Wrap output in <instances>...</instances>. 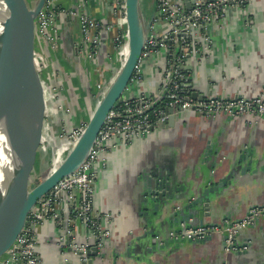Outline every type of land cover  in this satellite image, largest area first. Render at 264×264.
<instances>
[{
    "label": "crops",
    "instance_id": "1",
    "mask_svg": "<svg viewBox=\"0 0 264 264\" xmlns=\"http://www.w3.org/2000/svg\"><path fill=\"white\" fill-rule=\"evenodd\" d=\"M157 2L140 1L147 19L156 16ZM192 2L178 0L186 10ZM72 4V0L62 2L68 9ZM82 11L111 25L94 60L86 57L78 23L68 15L58 18L56 50L39 38L33 41L48 59L49 72L44 75L48 86L54 87L62 107L70 110L53 111L50 123L55 131L43 121L35 148L40 163L66 150L61 131L88 121L94 110L90 105L95 107L129 51L127 18L120 20L105 0H88ZM118 29L124 40L114 51L112 39ZM159 31L162 29L157 28ZM207 35L211 43L205 45L202 55L188 58L184 68L196 99H264V0H249L240 9H227L224 20L207 27ZM163 57L155 54L144 61L141 81L125 97L155 90ZM101 160L104 164L97 169L93 214L110 232L101 254L84 263L72 252L61 253L56 247L58 227L47 220L35 231L38 264H88L89 260L91 264H264V217L239 230L230 250L225 248L224 230L240 222L250 209L264 207V116L208 117L184 112L172 127L115 144ZM143 172L173 180L178 203L168 207L162 200L154 202L147 194ZM206 193L209 215L202 220L209 234L202 240L187 239L180 231L182 216L190 213L189 222L198 217L202 209L198 200L206 198ZM192 203H196V214L194 208L184 209ZM74 227L78 243L93 246L88 231L79 222Z\"/></svg>",
    "mask_w": 264,
    "mask_h": 264
},
{
    "label": "built area",
    "instance_id": "2",
    "mask_svg": "<svg viewBox=\"0 0 264 264\" xmlns=\"http://www.w3.org/2000/svg\"><path fill=\"white\" fill-rule=\"evenodd\" d=\"M112 7L114 14L120 20H126V0H105ZM249 0H193L186 10L178 0H158L157 12L153 19L141 55L137 61L128 88L141 81V65L155 54H164V64L160 67V79L151 93H140L135 97L123 96L108 112L104 124L95 140L93 147L80 168L73 174L62 178L56 186L41 197L29 212L25 223L11 247L0 259V264H38L36 255V228L45 221L53 222L59 230L56 242L57 249L62 253L68 249L79 257L82 262L88 260V250L91 244L86 241L78 243L74 234V224L79 222L89 236L94 238V246L101 249L110 232L93 214L94 186L102 162V155L115 144H127L138 138H143L151 132L166 125L169 114L192 112L203 116L215 117L223 114L231 118L246 115L264 116V99L253 98H192L191 81L185 71L186 60L202 55L211 40L207 35V27L224 20L227 9H240ZM88 0H80L75 10L62 6L61 0H46L44 8L34 21L33 35L41 39L50 48L56 50L60 33L58 18L74 17L79 26L83 46L87 58L94 60L100 50L101 35L109 33L111 25H104L82 11ZM157 28L162 31L157 32ZM200 31H203L201 34ZM123 33L120 29L112 39V49L122 47ZM202 49H201V48ZM201 49V50H200ZM126 58V57H125ZM32 60L39 74L45 92L46 107L44 124L51 129L53 111H65L54 96V87L48 86L49 72L47 57L34 47ZM100 89V88H99ZM86 124V123H85ZM85 124L62 130L60 136L71 149L81 135ZM264 217V207L250 209L246 216L235 224L226 227V250L233 248L234 238L239 230L253 225L259 217ZM100 218V217H99ZM106 220L108 215L103 216ZM209 231L204 227L185 231L187 239L202 240Z\"/></svg>",
    "mask_w": 264,
    "mask_h": 264
},
{
    "label": "water",
    "instance_id": "3",
    "mask_svg": "<svg viewBox=\"0 0 264 264\" xmlns=\"http://www.w3.org/2000/svg\"><path fill=\"white\" fill-rule=\"evenodd\" d=\"M0 1L6 8V11L0 12V125L3 126L8 142L0 163L1 258L15 241L38 200L49 193L62 178L76 172L88 157L108 112L120 102L128 88L154 16L147 19L143 15L141 0H126L129 51L125 60L111 83L101 93L81 135L64 160L50 170L45 178H35L31 183L29 177L35 164V148L39 143L46 107L43 83L32 60L33 29L34 21L44 8L46 0H36L32 7H29L26 0ZM75 2L76 0H72L71 10H75ZM103 35L100 49L104 45ZM191 97L196 98V93H192ZM166 112L169 118L163 127H172L179 115H173L171 109ZM159 176L143 172L141 177L148 196L153 197L154 202L162 200L168 207L175 206L179 197L175 196L177 188L173 180ZM206 196L198 200L202 206L198 217L195 216L189 222L192 219L190 213L182 216L181 232L203 227L202 217L209 215L207 193ZM188 208H194L196 214V203L184 207L186 210ZM99 250L101 249L91 244L88 257L99 256ZM67 251L71 252L69 249ZM88 264H91V260Z\"/></svg>",
    "mask_w": 264,
    "mask_h": 264
},
{
    "label": "rangeland",
    "instance_id": "4",
    "mask_svg": "<svg viewBox=\"0 0 264 264\" xmlns=\"http://www.w3.org/2000/svg\"><path fill=\"white\" fill-rule=\"evenodd\" d=\"M36 0H26V2L28 3L29 7H32V5L34 4ZM65 3V0H61V3ZM0 3L2 4V11H6L5 8V4L3 2L0 1ZM73 84L77 85V81L73 80ZM81 94V93H80ZM126 93H124L125 95ZM83 94H81L82 97ZM91 110L94 108V103H92L90 105ZM70 111V110H69ZM80 124H85L84 123H80ZM78 124V125H80ZM52 131H55V127L52 126ZM70 149L64 150L63 152L61 151V155L56 156L52 159H49L47 161L44 162H39L38 159L36 158L35 160V164L33 167V171L30 174V182L32 183L33 179L38 178V179H43L46 177L47 173L50 172V170L52 171L53 169H55L66 157L67 153L69 152Z\"/></svg>",
    "mask_w": 264,
    "mask_h": 264
},
{
    "label": "bare ground",
    "instance_id": "5",
    "mask_svg": "<svg viewBox=\"0 0 264 264\" xmlns=\"http://www.w3.org/2000/svg\"><path fill=\"white\" fill-rule=\"evenodd\" d=\"M0 12H3L1 3H0ZM7 147H8V142L3 133V126L0 125V163L3 160Z\"/></svg>",
    "mask_w": 264,
    "mask_h": 264
}]
</instances>
